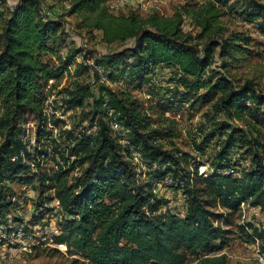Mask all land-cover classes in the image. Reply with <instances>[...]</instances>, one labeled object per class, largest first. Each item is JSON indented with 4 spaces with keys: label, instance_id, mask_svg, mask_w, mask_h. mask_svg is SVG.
I'll return each instance as SVG.
<instances>
[{
    "label": "trees",
    "instance_id": "16d2710c",
    "mask_svg": "<svg viewBox=\"0 0 264 264\" xmlns=\"http://www.w3.org/2000/svg\"><path fill=\"white\" fill-rule=\"evenodd\" d=\"M68 1V15L75 16L77 27L87 33L100 32L102 43L113 47L94 58V65L107 81L136 89L149 87L154 69L166 66L179 70L183 96L203 91L196 102L210 105L213 117L206 123L211 128L202 134L200 143L193 144L197 151L204 152L217 138L221 147L216 153L217 167L207 177L198 176L197 167L193 175L186 172L182 164L187 165L190 156L162 151L157 144L167 132L148 131L150 121L140 113L138 102L98 84V73L92 70L97 85L67 91L62 104L63 111L69 112L82 108L90 99L91 109L85 116L91 123L96 120V135L82 133L75 138L67 133L65 151L57 147L54 150L65 162L74 157L70 167L45 171L39 167L37 175L19 177L25 167L11 161L24 149L17 137L19 125L26 115H31L37 122V140L52 136L43 113L46 89L49 82L64 75L81 50L74 49L67 59L53 64L49 59L58 56L57 41L68 39L69 26L46 17L41 0H15L9 5V16L0 33V134L4 137L0 145V182L6 178L29 185L37 178L40 187L53 194L51 199L58 201L68 217L52 242L88 264H187L190 256L198 258V264H228L220 253L230 241L221 219L237 213L242 203L259 207L264 214V95L250 82L236 87L226 77L215 75L216 69L211 67L214 63L226 69V58L241 50L232 44L234 40H211L198 49L196 40L218 25L216 4L225 5L226 1L214 0L192 13L185 7L169 18L134 13L115 16L108 11L106 0ZM246 1L247 10L240 13L245 20L264 18V0ZM183 15L191 16L198 24L200 35L191 37L183 32ZM109 114L126 131L130 145L140 149L148 166H158L150 178L171 175L185 180L182 217L163 212L150 182H139L122 147L109 135L105 121ZM58 123L54 120L52 125L56 127ZM235 147L241 150L243 160L249 159L250 169L241 172L240 177L218 173L225 168L221 159ZM42 153L46 154V150ZM74 164L83 169L72 176ZM9 205L1 204V214L8 211ZM240 229L251 230L252 234L246 233L249 241L264 243V233L250 224Z\"/></svg>",
    "mask_w": 264,
    "mask_h": 264
},
{
    "label": "rangeland",
    "instance_id": "374dc122",
    "mask_svg": "<svg viewBox=\"0 0 264 264\" xmlns=\"http://www.w3.org/2000/svg\"><path fill=\"white\" fill-rule=\"evenodd\" d=\"M13 1L15 0H0V33L5 19L9 16V5ZM42 1L48 9L53 11L57 20L63 21L69 26L68 39L64 42L57 41L58 56L49 60L53 64L58 61L62 62L74 49L81 50V53L75 56L73 64L67 68L64 75L56 82H49L46 89L47 100L44 103L43 113L47 117L46 129L52 136H43L37 140V122L31 115H26L24 122L20 123V133L17 137L25 145L22 152L25 161L20 164V167H25V170L18 175L19 177L37 175L39 171L36 163L38 162L33 156L42 154V151L46 149L47 156L42 155L40 158L41 170L53 167L51 155L56 152L54 150L56 147L60 149V152L65 151V147H68L67 133L75 138H79L82 133L88 137L96 134L98 128L96 120L91 123L90 118L85 116L91 109L90 99L84 101L82 108L69 112L63 111L62 104V99L65 98L67 91L76 90L79 87L91 89L97 85L94 84L96 79L92 70L98 73L100 79L98 84L102 83L112 91L128 95L132 101L138 102L140 113L150 121L148 131L162 129L167 132V136L157 144L162 151L190 156L188 164H182V168L186 172L193 175L194 170L202 161L209 162L213 168L217 167L216 153L221 150L220 141L217 138L211 141L204 152L197 151L193 144V141L200 143L201 136L199 134L206 135L211 128L210 126L207 129L203 124L213 117L210 105H201L196 102V97H200L203 91H199L195 96L193 94L183 96L178 84L179 70L166 66L154 69L149 87L143 86L136 89L125 84L102 82L100 78L102 71L94 65V58L113 50V47H107L102 43L100 32L87 33L77 27L78 21L75 16L68 15L70 9L68 0ZM224 1H226L225 5L219 3L215 6L220 15L218 25L213 26L211 31L200 40H196V43L199 44L198 49L201 50V47L211 40L217 42L220 39L234 40L232 44L235 43L241 50L232 52V56L226 58L229 63V67L226 69L220 68L219 62L214 63L211 67L216 69L215 75L226 77L236 87L250 82L254 90L264 95V18L248 22L240 15L241 12L247 10L248 1ZM210 2L213 3L214 0H106V6L108 11L115 16H128L134 13L141 17L157 14L160 17L169 18L177 11L183 12L185 7L191 13L198 12L201 7ZM65 5H68L69 8ZM182 29L185 34L191 37L201 34L200 27L198 24H194L191 16L183 15ZM217 52L218 49L215 50V53ZM204 79L208 81L207 77ZM262 117L264 119V115ZM109 119L110 116L105 117L107 124ZM54 120L60 121L56 127L52 125ZM232 123L238 127L241 126L239 122ZM261 132L264 136V127ZM3 139L4 137L0 134V145L3 143ZM122 150L126 161L130 164L128 149L123 146ZM68 161L72 162L74 159L71 158ZM74 167L71 171L72 176L78 175L79 170L83 169V167L79 168L77 164H74ZM156 167L138 166L136 172L139 182L142 184L149 182L152 179L149 177L150 174L153 170L158 169L157 165ZM249 169V159L245 158L241 172ZM165 178H171L173 185L162 186L154 192L157 200L162 202L161 210L163 212L165 209L167 210L168 206L172 210L182 207L186 199L184 186L176 184L179 181L185 183V180L174 179L171 175H167ZM36 179L29 185L22 184L20 181L11 182L9 179H5L2 183V193L11 199L12 206L9 207L7 214L3 217L0 216V264H88L80 257L68 254L62 245L51 244L52 235L59 234L64 219L55 208L51 192L41 188ZM254 208V213L251 216L249 214L253 224H251L252 222L247 224L256 228V225L263 223L264 215L259 207L254 206ZM217 211L222 212L220 209ZM221 224L224 229L229 231V244L220 252L225 255L227 263L259 264L255 260V254L258 248L261 253H264L262 251L264 243L260 241L252 243L248 240L246 233L252 234V232L240 229L247 224L241 223L238 211L222 218ZM198 261V258L190 256L187 264H198Z\"/></svg>",
    "mask_w": 264,
    "mask_h": 264
},
{
    "label": "built area",
    "instance_id": "2783aa9c",
    "mask_svg": "<svg viewBox=\"0 0 264 264\" xmlns=\"http://www.w3.org/2000/svg\"><path fill=\"white\" fill-rule=\"evenodd\" d=\"M41 8L43 9V11L45 12V15L46 17L48 18H55V15L53 13V11H51L50 9H48L46 7V5L44 4V2L42 1L41 2ZM67 8L68 5H65ZM156 76V75H155ZM155 76L153 77V79L155 78ZM100 78H101V81L104 82V83H108L107 79L105 76L100 75ZM110 115V119L108 121V127H109V135L112 139H114L116 141L117 144H119L122 149H123V146L126 147V149H128V156H129V159H130V165L132 167V169L135 171L136 173V176L138 177L137 175V167L138 166H148L149 164V161L143 156V154L141 153L140 149L137 148V147H134L132 145H130L129 141L128 140V137H127V134H126V131H124L122 129V127L120 126L119 122L115 119V117H112L113 115L112 114H109ZM204 124V127L209 129L210 128V125L209 123H203ZM96 135V134H95ZM94 135V136H95ZM199 136H202V134H199ZM22 144H23V141L21 139H19ZM121 142H125L124 144H122ZM24 146V149H25V145L23 144ZM23 149V150H24ZM22 151L19 152V155L18 157L17 156H13L11 158V161L14 163L16 161H19V163L21 164L22 162L25 161V157L24 155H22ZM35 150V149H34ZM47 149H46V154H35L33 156V158L35 159V161H37L38 163L37 164V168H38V171H39V167H40V158L42 157V155L44 156H47ZM31 154V153H30ZM196 154V153H195ZM51 158L53 160V167H51L50 169H57V168H62V169H66L68 167H70V164L72 162H69L68 160H70L71 158L74 159V157H70V158H67L66 162L61 160L59 157H57V155L55 153H53L51 155ZM244 162L245 160H243V156H242V152L240 149L238 148H233L231 149L227 155L221 159L220 163L223 164L225 166V168H222L221 170H217L218 173H222L223 175H229V176H234V177H239V175L241 174V169L244 165ZM153 168H157L156 165H153L152 166ZM40 169H42L40 167ZM49 170V169H47ZM213 167L210 165L209 162H200L198 164V168H197V173H198V176H201V177H207L211 172H213ZM42 171V170H41ZM45 171V170H44ZM6 178H3V180L0 182V187H1V196H0V206L1 204H3L4 202L5 203H9V207L12 206V202H11V199L9 197H5L2 193V183L3 181L5 180ZM150 184H151V188H152V192L154 193L155 190H158L160 189L162 186L165 187V186H172L173 185V180L171 178H164V179H155V178H152L151 180H149ZM178 186H183V182L182 181H179L178 183ZM176 186V185H175ZM53 196V194L51 193V197ZM55 202V208L58 210V213L60 215H62V218L64 219L62 222H64L68 217L62 213L61 211V208L59 206V203L57 200H54ZM8 211H9V208H8ZM7 211V212H8ZM165 211H169L170 213L172 214H175L177 216H180L182 217L183 214H184V205L182 207H179V208H176V209H171L170 206L167 207V210L165 209ZM255 211V208L254 206H251L249 205L248 203H242L239 207V210H238V215L240 217V221L242 224L244 223H248V222H252L251 224H253V221L250 219V216L254 213ZM7 212L1 214L0 212V216L3 217L5 214H7ZM250 214V216H249ZM264 215V214H263ZM256 216V215H255ZM263 223H259L258 226L256 225L255 229L258 231V232H263L264 233V220L262 221ZM249 232V230H248ZM58 234L56 235H52L53 236H57ZM52 237L50 239V242L51 244L54 245V243L52 242ZM257 239H254V242L257 243ZM257 245V244H256ZM258 247V245H257ZM255 260L257 263L259 264H264V253H261V251L257 250L256 254H255Z\"/></svg>",
    "mask_w": 264,
    "mask_h": 264
}]
</instances>
